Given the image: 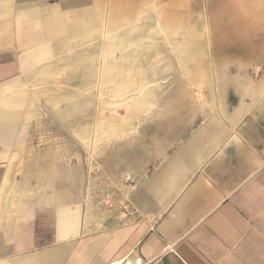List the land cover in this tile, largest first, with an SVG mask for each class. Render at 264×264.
<instances>
[{
	"label": "crops",
	"instance_id": "1",
	"mask_svg": "<svg viewBox=\"0 0 264 264\" xmlns=\"http://www.w3.org/2000/svg\"><path fill=\"white\" fill-rule=\"evenodd\" d=\"M100 5L0 0V264H264V49L233 57L229 86L153 88L110 144L89 115L86 174L29 149L42 81ZM54 11L62 31L43 35Z\"/></svg>",
	"mask_w": 264,
	"mask_h": 264
},
{
	"label": "rangeland",
	"instance_id": "2",
	"mask_svg": "<svg viewBox=\"0 0 264 264\" xmlns=\"http://www.w3.org/2000/svg\"><path fill=\"white\" fill-rule=\"evenodd\" d=\"M113 1L114 0H100L102 5H100V9L99 6H97V11H103V8H105V6L109 7L110 4L112 5ZM152 1L154 2L153 6L142 16L144 21L151 15L152 17L156 16L158 5L163 7L166 4V1L160 4L157 3L158 0ZM198 1V6H193L192 3L194 0H179L174 4L176 10L185 13L183 24L196 30L198 35L202 37L197 47V56L190 62L188 68H186L172 52L173 47L171 48V46H166L163 43L158 44V50L163 54L161 57L155 58V56H147L143 57V59H139L142 68L148 70L155 69L157 71L154 76L150 74L149 79L150 81H154L155 84H159V87H179L187 85L193 87L192 91H198L197 88L200 86H229L232 84L233 76L236 75L239 68L238 66L243 64L233 61V57H236L238 54H247L248 50L252 48L255 49L256 54H261L263 52L264 13H231L222 11L236 9L233 5H241L242 3L261 4L264 0ZM227 5L231 6L226 7ZM103 37L102 34H97L95 36L96 40H93L92 37L87 38L84 45L80 46L81 48L77 47L74 42V51L70 50L69 53L63 55L62 60L61 57H59L56 69H52V76L47 78L46 84L42 81L43 91L40 94V103L37 104L41 108L37 110L36 115H34L36 121L34 125L31 126L30 131L32 140L29 149L36 152L42 151L43 157L49 160H60L63 156L69 165L73 163L85 174L88 169V117L92 114V117L96 116L97 119L99 106L97 102H99V100L103 101L109 98V100L114 101L111 97L104 95L103 90L98 86V79L95 77L99 73L98 67L102 65V62L95 60L92 56L95 53L89 50L91 44H97L101 47L105 41ZM102 38L104 40H102ZM199 46L201 48H199ZM89 51L92 54H90ZM82 62L83 65H81ZM189 71L190 73H188ZM68 73L71 74L69 75ZM184 73H186V75H184ZM90 80L93 81L91 82ZM157 91L162 92L164 90L161 89L156 90V92ZM170 91L171 90L167 89L165 93H161L158 96L167 98L171 95L169 94ZM91 96H93L94 102L97 101L95 106L90 105L88 110L83 109L82 112L76 113L74 116L65 120L64 123L57 118L56 113L60 109H64L81 99L83 100ZM193 96L200 97L199 94L194 93ZM116 100L117 102L121 101L120 98H116L115 101ZM130 113V110L125 107V103L122 102L117 109L105 111L103 116L110 119L114 117L122 118L130 116ZM67 121L69 122L67 123ZM92 123V131H90L92 134L91 142H93L97 136L93 130V125L95 123ZM96 126L95 129L97 130ZM94 134H96L95 137L93 136ZM81 139H83L82 142ZM56 156H58L57 159L55 158ZM98 171L99 170H96V173H98Z\"/></svg>",
	"mask_w": 264,
	"mask_h": 264
},
{
	"label": "bare ground",
	"instance_id": "3",
	"mask_svg": "<svg viewBox=\"0 0 264 264\" xmlns=\"http://www.w3.org/2000/svg\"><path fill=\"white\" fill-rule=\"evenodd\" d=\"M165 1H166V4L163 7H160L157 4L158 8H157L156 16L152 17V15H151L145 21L142 19V16L145 12H148V9H150L151 6H153L154 2L152 0H114L113 4L111 6H109L110 10H108L106 12H104L102 10H98L95 13V15L93 14V16H92L91 12L88 11L89 14H91V16H92L94 24L92 23L93 25L89 26V28L86 29L85 34L83 33V35L79 36V38L77 39L78 43L76 46L80 47L81 45H84L85 41L87 40V38L89 36L95 37L97 34H102V36H104L103 38L105 39V41L103 42V45L101 47L98 46L97 44H91V43H90L91 44L90 47L89 46L88 47H89V50H92L95 53L94 55H92L93 58L97 61L102 62V65L100 67H98L99 73L95 77L98 79V86L103 90L104 95H107L108 97H111L112 99H114V101L109 100V98L104 99L103 101L99 100V102L96 101L98 103L97 105H99L98 106L96 134L98 133L101 135L100 144H104L105 141H106V144L107 143L110 144L111 141H113V140L116 141V139H118V137H119L121 129L123 130L125 128L126 124H129V123H131L132 120L134 121L135 118L140 117L141 112L145 113L147 111V108L151 105L150 103L152 102V99H153V91L152 90L155 87L158 88L159 84H157V83L155 84V82L152 80L150 81L149 77H150V74L154 76L157 71L155 69H149L148 70V69L142 68V65H140V63H139V59H141V58L143 59V57H147V56H153V57L155 56V58L161 57L163 54L160 53V51L158 50V46H159L158 44L159 43H163L166 46H171V48L173 47L172 52L177 56L178 60H180V62L186 68H188V65L190 64V62H192V60H194L195 57L197 56V53H198L197 47H198V44L200 43L202 37L198 35L196 30H194V29L190 28L189 26H186L185 24H183V19H184L185 13H182L181 11L176 10V8L174 7V4L177 3L179 0H158L157 3L160 4V3H163ZM99 2H100V0H99ZM192 4H193V6H198L199 1L194 0V2ZM84 13L86 15L85 16L83 15L84 16L83 18L88 16L87 11L85 12V10H84ZM37 14H39L38 18L42 22V28H43L42 30L43 31L41 30V33L43 35L54 36V35L61 33L62 21L60 19L61 17L59 16V13L57 11H54V13H51L48 16H45V14H43V13L41 14L40 12ZM34 15L37 16L36 14H34ZM87 22H88V20H87ZM85 26H88L87 23H85ZM38 31H40V30H38ZM63 32H64V29H63ZM66 32H67V30H66ZM67 36H69V35H67ZM103 38H102V40H104ZM199 48H201V47L199 46ZM76 53H78V52H76ZM89 53H90V51H89ZM40 54H41V56H44L45 51L41 50ZM90 54H92V53H90ZM83 59H84V56H83ZM73 64H75V63H73ZM81 65H83V62ZM78 68H80V67H78ZM93 69H95V68H93ZM71 70H73V69H71ZM87 84H89V83H87ZM64 86H66V85H64ZM96 88H98V87H96ZM91 91H92V89H91ZM57 94H59V93H57ZM59 96H61V95H59ZM92 97L93 96L88 97L86 99L84 98L83 100L81 99L80 101H78V102H76V103H74V104H72V105H70L64 109H60L56 113L57 118H59L64 123L65 120L74 116L76 113L82 112L83 109L88 110L89 106L94 104V99ZM94 98H96V97H94ZM116 98H120L121 101H118V102H117V100L115 101ZM122 102H124L125 107L130 110V112H131L130 116H128L127 118L126 117L125 118L114 117L112 119L106 118L103 116L105 111L117 109V107ZM153 103H154V101L152 102V104ZM150 111H152V110H150ZM92 121H94V120H92ZM68 122L69 121H67V123ZM27 124H28V122H27ZM76 126H77V124H76ZM78 131H77V133H78ZM75 135H76V133H75ZM83 139H85V138H83ZM83 139H81V142ZM96 141H97V139H96ZM83 143H86V142H83ZM88 144H89V142H88ZM95 144H96V142H95ZM96 148H97V146H96Z\"/></svg>",
	"mask_w": 264,
	"mask_h": 264
}]
</instances>
